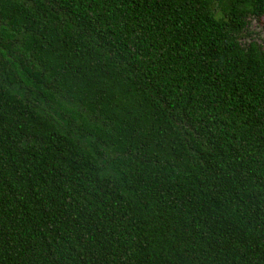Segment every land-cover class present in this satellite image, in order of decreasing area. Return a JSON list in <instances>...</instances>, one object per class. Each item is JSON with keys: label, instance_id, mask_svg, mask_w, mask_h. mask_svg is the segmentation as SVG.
I'll use <instances>...</instances> for the list:
<instances>
[{"label": "trees", "instance_id": "1", "mask_svg": "<svg viewBox=\"0 0 264 264\" xmlns=\"http://www.w3.org/2000/svg\"><path fill=\"white\" fill-rule=\"evenodd\" d=\"M264 0H0V264H264Z\"/></svg>", "mask_w": 264, "mask_h": 264}, {"label": "rangeland", "instance_id": "2", "mask_svg": "<svg viewBox=\"0 0 264 264\" xmlns=\"http://www.w3.org/2000/svg\"><path fill=\"white\" fill-rule=\"evenodd\" d=\"M250 31L254 34V38L259 39L260 36H264L263 25L259 21H252Z\"/></svg>", "mask_w": 264, "mask_h": 264}]
</instances>
